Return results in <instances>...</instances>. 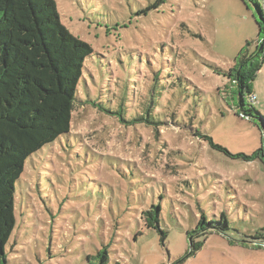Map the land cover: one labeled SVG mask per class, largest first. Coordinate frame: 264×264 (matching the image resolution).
Returning a JSON list of instances; mask_svg holds the SVG:
<instances>
[{
    "label": "rangeland",
    "instance_id": "374dc122",
    "mask_svg": "<svg viewBox=\"0 0 264 264\" xmlns=\"http://www.w3.org/2000/svg\"><path fill=\"white\" fill-rule=\"evenodd\" d=\"M54 1L68 32L101 56L87 63L84 76L94 102L117 108L130 76L135 85H127L139 91L138 100L125 104L140 109L152 78L162 72L165 83H182L176 95L183 100L189 95L195 127L215 144L232 155L264 149V52L254 2L167 0L142 14L156 0ZM258 2L264 11V0ZM242 60L248 67L260 62L250 84L252 105L243 92L246 110L256 111L253 117L243 115L238 88L223 74ZM193 134L170 119L159 127L131 125L79 101L70 137L39 153L16 184L17 250L9 264H98L92 258L104 249L108 264H264V250L242 245L243 236L264 228L262 161L233 159ZM86 148L99 162L84 163ZM116 166H124L123 179L132 178L138 187L133 203L120 197L127 181L121 182ZM128 167H136L134 177ZM151 203L163 207L165 241L141 219ZM224 204L231 230L224 237L209 234L192 256L187 233L202 214L209 221L220 218Z\"/></svg>",
    "mask_w": 264,
    "mask_h": 264
},
{
    "label": "trees",
    "instance_id": "16d2710c",
    "mask_svg": "<svg viewBox=\"0 0 264 264\" xmlns=\"http://www.w3.org/2000/svg\"><path fill=\"white\" fill-rule=\"evenodd\" d=\"M250 1L254 2L261 17V21L256 20V24L263 40L261 52H264V11L258 0ZM166 2L167 0H156L141 13L147 14L158 10ZM100 57L88 43L78 40L68 32L61 22L54 0H0V264H9L10 254L17 250V246L13 248L19 227L16 217L18 208L16 184L25 173L29 162H32L33 166L37 164L35 157L39 156V153H48L55 144L70 137L74 109L79 101L93 104L110 114L114 113L121 122L131 125L145 123L159 127L170 119L180 128L195 132L193 136L199 142H207L217 152H224L233 159L247 162L258 159L264 165L263 148L252 156L232 155L215 144L213 138L206 132L196 128V116L189 110L191 107V103L188 102L189 95L184 100L176 95L182 83L176 79L165 83L162 72H158L152 78L149 99L141 103L143 106L140 109L128 106L138 100L139 93L130 91L133 88L131 86L129 88L127 84L134 83L130 76L124 82L127 84L123 88V99L117 108L107 106L104 102H94L90 95L91 91L85 85L84 76L87 73V63H94ZM253 58L254 56L250 60ZM120 64H123L121 60ZM259 68L260 62H254L248 67L247 60L245 62L242 60L229 73H223L237 86L240 107L243 115L247 117H253L256 111L251 107L250 110H246L243 92L245 90L250 94L249 103L252 105L254 101L251 99L254 95L250 90V84ZM134 85L135 83L132 86ZM262 120L264 121V117ZM84 151L85 164L89 161L99 162L97 155L89 154L87 148ZM106 165L113 167L111 163ZM118 166L116 170L122 179L121 182L124 183L128 175L123 172L124 166L122 170L119 169L121 165ZM129 169H132L129 177H134L136 167ZM124 177L127 178L123 179ZM58 179L63 180L62 177ZM126 181V195L120 197L130 200L138 187L132 178ZM151 185L154 189V184ZM107 190L110 192L111 189ZM147 192L150 194L153 190ZM143 194L147 193H142L141 196ZM159 196L162 200L166 194L162 193ZM133 201L130 200L129 203ZM222 208L220 218L214 217L209 221L208 217L202 214L196 228L187 233L191 239L189 251L192 252V256L202 249L209 234L216 233L224 237L231 230L227 205H222ZM162 211L163 207L160 204L151 203L149 208L142 210L141 219L149 230H158L165 241L167 234L160 226ZM262 231L264 232V228L259 229L254 236H243L242 245L264 250ZM201 238L203 239L200 241ZM92 259L98 264H108L107 250H101Z\"/></svg>",
    "mask_w": 264,
    "mask_h": 264
},
{
    "label": "built area",
    "instance_id": "2783aa9c",
    "mask_svg": "<svg viewBox=\"0 0 264 264\" xmlns=\"http://www.w3.org/2000/svg\"><path fill=\"white\" fill-rule=\"evenodd\" d=\"M252 101H255L256 100V96H252Z\"/></svg>",
    "mask_w": 264,
    "mask_h": 264
}]
</instances>
